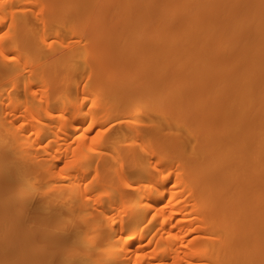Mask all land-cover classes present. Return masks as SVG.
Returning <instances> with one entry per match:
<instances>
[{"label": "bare ground", "instance_id": "obj_1", "mask_svg": "<svg viewBox=\"0 0 264 264\" xmlns=\"http://www.w3.org/2000/svg\"><path fill=\"white\" fill-rule=\"evenodd\" d=\"M4 86L0 264H264V0H0Z\"/></svg>", "mask_w": 264, "mask_h": 264}, {"label": "rangeland", "instance_id": "obj_2", "mask_svg": "<svg viewBox=\"0 0 264 264\" xmlns=\"http://www.w3.org/2000/svg\"><path fill=\"white\" fill-rule=\"evenodd\" d=\"M64 9H66V7ZM81 27L82 26H76V25H73L72 23H68V25H66L64 28L61 26V24L58 25L57 23H52L50 26H48L46 28H42V27L37 28L36 24L33 23L30 26V31L32 30V31L36 32V30H37L39 37L40 38L46 37L48 42H53V41L57 40L59 38L58 34H60V32L63 33V36L67 40L73 39V40L77 41V39L80 37L79 35H80ZM121 35H123L124 38H129V39H138V38L140 39L141 38L144 42H146L148 40V33L139 32L138 28H135V27L130 28V30L123 31V33H121ZM98 36H97V33L91 34L87 38L88 40L85 41V42L89 43L88 52H89L90 56H89V54L88 55L86 54V52L84 51V47L83 48L80 47L82 50L80 49V52L78 53V55H76L73 59L69 60L70 64L71 63H77L79 65H83L87 61L88 57L92 56L93 52H95L96 54H99L102 51V49L100 48V45L97 46L96 40H97ZM74 45L76 46V45H78V43L76 42ZM84 77L85 76L80 77V78H75V79H66L64 82L61 81L60 79H57V82H58L59 86H61L62 84L67 85L69 83H72L75 80H81ZM88 78H91V77H88ZM38 88L41 89L40 85H38ZM0 89H4V90L6 89L7 90L8 87L4 86V87H0ZM82 92L87 94L86 97L88 99H90V101H87L84 105L85 109H87L89 107L90 102H93L95 100H98V102L105 103L106 101L104 100V98L107 96L108 91L103 89V88H100V87L98 88V87L90 86V87H84ZM124 102L125 101L123 99H120V97L116 100L117 104H122ZM87 112H88V116H93L92 114H90V111L87 110ZM154 118L159 119L160 114L144 118L142 120V122L145 125H147V124H149V119H154ZM22 119H23V117H20L18 120L21 121ZM156 119H154V120H156ZM20 121L17 124H19ZM108 121L109 122L119 121V116L109 117ZM117 128H116V132L114 134L121 139L122 136H125L124 132H126V131L124 129H120V128L117 129ZM178 132H180V131H177L176 129H173V128H167L163 131L164 134L169 135V136H173ZM94 133H95V130L92 129L89 131L88 136L93 137ZM90 139H92V138H90ZM113 141H114L113 133H108V134L104 133L103 136H101V138H100L99 144L101 143V144H105V145L110 146L113 144ZM45 142L46 141H43L41 143V146H44ZM153 142H154L153 137L146 136V135H142L141 137L137 138L136 140L130 139V143L133 145L132 146L133 149L138 151L141 155L146 154L144 152H150V150L152 149V147L154 145ZM136 144H138V146ZM134 146H136V147H134ZM52 148H47V151H52ZM59 148L60 149H58V150H59V152H61L62 150H64L65 147L60 146ZM106 150L108 153L112 152V149L110 147H106ZM59 152L57 154H59L61 156L63 154V152L62 153H59ZM142 166L146 171H148L150 169V165L147 162H143ZM75 222L76 221H74L73 224ZM85 248H86L85 246L79 247V250L81 251V250H84Z\"/></svg>", "mask_w": 264, "mask_h": 264}]
</instances>
